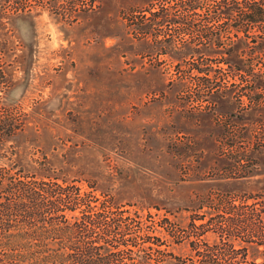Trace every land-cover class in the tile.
<instances>
[{
  "label": "rangeland",
  "instance_id": "obj_1",
  "mask_svg": "<svg viewBox=\"0 0 264 264\" xmlns=\"http://www.w3.org/2000/svg\"><path fill=\"white\" fill-rule=\"evenodd\" d=\"M216 6L0 0V117L20 124L6 162L128 217L91 233L112 264H264V208L219 228L264 197V22L226 33Z\"/></svg>",
  "mask_w": 264,
  "mask_h": 264
},
{
  "label": "trees",
  "instance_id": "obj_2",
  "mask_svg": "<svg viewBox=\"0 0 264 264\" xmlns=\"http://www.w3.org/2000/svg\"><path fill=\"white\" fill-rule=\"evenodd\" d=\"M213 13L228 21L226 33L234 30L247 34L255 23L264 22V0H217ZM222 36L220 33L214 41L218 47L222 46ZM235 37L245 44L242 36ZM254 42L252 60L264 52V36ZM15 120L12 116L0 117V264H112V251L106 246H94L91 233L95 228L108 232L128 217L118 210L114 214L111 208L106 212L98 210L99 205H91L97 198L92 200L93 196L87 197L79 186L63 178L28 174L13 162H6L11 159L8 153L13 152L5 149L4 141L20 125ZM248 198L252 201L246 204V212L240 204H228L225 225L219 227L227 236H236L235 226L241 215L255 217L264 208V197ZM209 221L210 218L202 221L196 228ZM250 226L256 232L255 225Z\"/></svg>",
  "mask_w": 264,
  "mask_h": 264
}]
</instances>
